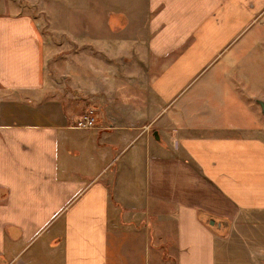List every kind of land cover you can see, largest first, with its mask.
<instances>
[{"label": "crops", "instance_id": "crops-1", "mask_svg": "<svg viewBox=\"0 0 264 264\" xmlns=\"http://www.w3.org/2000/svg\"><path fill=\"white\" fill-rule=\"evenodd\" d=\"M2 2L0 264H171V235L178 264H219L230 240L200 217L229 214L241 239L264 219V138L243 83L212 77L264 39V0H79L73 39L106 58L73 65L78 97L49 94L40 26ZM81 95L92 129L74 128Z\"/></svg>", "mask_w": 264, "mask_h": 264}, {"label": "rangeland", "instance_id": "rangeland-1", "mask_svg": "<svg viewBox=\"0 0 264 264\" xmlns=\"http://www.w3.org/2000/svg\"><path fill=\"white\" fill-rule=\"evenodd\" d=\"M8 1L9 0H6V2ZM10 1H15L9 2L10 5L12 3L16 5L15 7L10 6V9L12 10V12H15V15L28 14L32 16L42 30L45 43L44 63L46 67V87L48 88L47 91L49 92V94L57 97L58 95L63 94V92L70 93L72 91V93H75V96L77 95L76 97H78L76 91H73L72 79H78L75 71L73 70V65L80 61H92L93 63H98L100 59L104 60L106 58L105 56H103V54L95 55L93 54V52L89 53V42L87 39H75L76 41H79L80 44L73 39L72 32L74 29L88 30V23L86 19L83 20L79 17V21L75 22L74 24L72 23V18L76 13H80V15L85 14L87 16L88 13L85 12H87L89 9V2H78L79 0H71L75 2H65V0ZM2 4L3 2L2 0H0V12H2V10L4 9ZM137 57H139V55H137L136 58ZM148 57L149 56L145 55L142 61H140L141 59L139 57V61L135 59V62H142L145 69V65L147 64V62H149L148 59H152V56L149 58ZM238 63L240 65L234 67V69H221L215 71L212 78H215L216 80H222V78H225L227 81L232 79L236 83H238L240 80V83H243L242 85L238 86V88H240L239 91L242 102H244L243 100H249L251 106L250 112L254 110L253 108H255L256 110L255 118L252 117L251 121L249 120L251 124L257 123L256 130L252 129L250 134H255L264 138V112L261 106V102L264 103V39L260 40L250 50H247L245 54L241 56ZM208 74L204 76L202 75L201 81L204 80ZM81 83L83 88L85 87V89H89L88 84L83 79H81ZM238 88L234 87L235 90H237ZM82 95L81 97H79V99L82 100L83 103H85H81V111H84L88 108V106L86 105V100H83L84 97ZM4 96V94L0 93V99L6 98V96ZM85 97H87V95H85ZM242 109H244L243 106ZM89 110L90 109L88 108L84 112V114ZM81 119L82 117L76 122L74 128L92 129L96 125L95 123L93 127H81L79 126ZM242 124H247V121L243 120ZM246 131L249 132L250 130ZM115 168L116 167L114 166L109 169L108 173L104 175L102 180L105 179L107 175H110L112 172H114ZM229 216V214L228 216L226 215V217L218 216L215 214H208L207 217L204 218L206 225L210 229H212V231L216 233V235H218L220 238L230 240V247H228L226 256L223 254L222 249H219L222 253L220 258L221 261L219 264H225V262L223 261H225L226 258L229 261L227 262V264H235L232 260L233 256H235V258L237 259L238 264H248L246 263L244 256L248 255L250 244H252L255 248H258L260 247V245L264 244V219L263 217H255L250 214L248 216H244V218H246L247 220L243 224L247 223L248 225H244L246 231L243 230L242 232H240L241 229L238 230L241 234L244 235L241 239V237L237 233L236 236L233 237V229L231 230V227L234 220L231 221V218H229ZM210 220L215 221V225L212 227L209 226ZM219 224L220 227L218 226ZM249 238L251 242L249 241ZM241 241H245L242 243L243 246L240 245ZM162 244L163 245L161 249L164 250L162 252V258L167 260L171 259V264H178V261L176 260V245L173 235L168 238L165 236L164 242ZM234 245L235 247H233ZM258 264H264V261L261 260V262Z\"/></svg>", "mask_w": 264, "mask_h": 264}, {"label": "built area", "instance_id": "built-area-1", "mask_svg": "<svg viewBox=\"0 0 264 264\" xmlns=\"http://www.w3.org/2000/svg\"><path fill=\"white\" fill-rule=\"evenodd\" d=\"M96 123V112L93 109H90L88 112H86L79 124V126L84 128L93 127Z\"/></svg>", "mask_w": 264, "mask_h": 264}, {"label": "water", "instance_id": "water-1", "mask_svg": "<svg viewBox=\"0 0 264 264\" xmlns=\"http://www.w3.org/2000/svg\"><path fill=\"white\" fill-rule=\"evenodd\" d=\"M261 106H262V110H263V112H264V103H262L261 102ZM155 138H156V140H160V137H159V135H158V133H155ZM215 225V221L214 220H210V222H209V226H214ZM219 227H220V224L218 225Z\"/></svg>", "mask_w": 264, "mask_h": 264}, {"label": "trees", "instance_id": "trees-1", "mask_svg": "<svg viewBox=\"0 0 264 264\" xmlns=\"http://www.w3.org/2000/svg\"><path fill=\"white\" fill-rule=\"evenodd\" d=\"M205 218V217H204ZM204 218L203 217H200V219L202 220V221H204Z\"/></svg>", "mask_w": 264, "mask_h": 264}, {"label": "bare ground", "instance_id": "bare-ground-1", "mask_svg": "<svg viewBox=\"0 0 264 264\" xmlns=\"http://www.w3.org/2000/svg\"><path fill=\"white\" fill-rule=\"evenodd\" d=\"M83 117V116H82ZM79 123V122H78ZM77 126V125H76Z\"/></svg>", "mask_w": 264, "mask_h": 264}]
</instances>
